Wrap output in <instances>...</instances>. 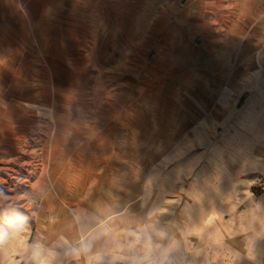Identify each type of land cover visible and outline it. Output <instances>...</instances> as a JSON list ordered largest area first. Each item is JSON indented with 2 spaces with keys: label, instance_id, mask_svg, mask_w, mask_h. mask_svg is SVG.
I'll return each instance as SVG.
<instances>
[{
  "label": "crops",
  "instance_id": "1",
  "mask_svg": "<svg viewBox=\"0 0 264 264\" xmlns=\"http://www.w3.org/2000/svg\"><path fill=\"white\" fill-rule=\"evenodd\" d=\"M21 7L19 0H0V68L11 57L9 46L18 41L11 39L13 28L29 26ZM164 17L169 23L170 9ZM141 23L149 28V20ZM168 26L149 91L158 94L161 110H152L141 123L139 68L133 63L143 43L137 19L115 35L120 59L115 55L113 70L121 80H116L114 109L105 110L100 99L98 110L83 103L77 117L55 110L46 116L42 108H57L59 101L44 105L23 95L0 99V185L9 189L0 192V205L15 213L0 243V264H170L175 235L170 212L148 206L140 212L139 205L170 204L177 188L189 189L192 196L178 195L174 202L211 196L202 179L207 175L195 168L197 157L191 154L193 140L208 137L203 130L215 111L206 109H223L227 118L221 123H229L235 93H241L237 104L249 94L245 107L258 109V121L264 117V99L255 95L264 98V0H196ZM194 32L203 37L202 45L186 39ZM170 92L191 95L172 104L166 98ZM171 108L178 111L172 115ZM142 155L150 163L141 164ZM18 160L22 169L15 166ZM28 194L40 205L32 209ZM165 219L160 228L156 220Z\"/></svg>",
  "mask_w": 264,
  "mask_h": 264
},
{
  "label": "rangeland",
  "instance_id": "2",
  "mask_svg": "<svg viewBox=\"0 0 264 264\" xmlns=\"http://www.w3.org/2000/svg\"><path fill=\"white\" fill-rule=\"evenodd\" d=\"M195 2L19 0L29 26L26 29L22 26L13 28L11 39L22 42L11 43V57L1 65L0 99L11 95L23 98V95L27 100H42L44 105L59 101L57 108H42L46 116L55 110L60 116L71 111L77 117L82 115L79 106L91 103L90 110L95 111L100 99L105 110L114 109L118 100L116 94H119L116 80H121L113 70L115 55L120 59V50H115L118 46L115 35L124 33L131 21L137 19L139 40L144 43L138 45L137 54L133 55V63L136 61L139 68L136 93L141 123L145 116L152 115V110H161L158 94L149 91L154 82L151 72L159 70L162 62L159 47L163 33L168 25L179 21L180 14L194 7ZM169 9L171 18L166 23L168 19L164 12ZM146 20H149V28H142L141 22ZM186 39H196L198 46L204 43L203 37L195 32L188 34ZM106 69L107 75L104 74ZM145 93L154 97L150 105V97H144ZM238 94L241 95L235 93L234 97L236 106L232 121L221 123L223 116L227 118L223 109L210 107L206 110L216 114L208 117L212 119L203 130V135L208 137L193 140L197 143L191 153L193 159L197 157L194 165L207 175L202 179L209 185L207 190L211 196L207 199L201 197L202 200L200 198L196 203H190L192 201L188 198L174 202L178 195L192 196L189 189L181 191L177 188L169 195L170 204L139 205L140 212L147 206L156 212H162L164 208L170 212V229L175 233L172 235L170 264H264V117L258 121V109L245 107L249 94L243 95L237 104ZM184 95L190 98L191 94L170 92L166 98L173 104ZM255 95L257 101L264 99L262 93L261 98L258 93ZM173 111L178 110L171 108L172 115ZM87 115L92 117L94 113ZM158 142L155 140L156 144ZM174 143L175 139H172L171 144ZM200 154L201 158H198ZM139 160L141 164L150 163V157L146 155L139 156ZM17 163L15 166L22 169L21 161ZM139 175L143 177L146 173L140 172ZM193 179L194 176L188 180V185ZM5 186L0 185L1 193L9 191ZM20 186L16 184L15 190ZM26 199L32 209L40 205L31 194ZM12 209L0 205V243L13 222L11 219L15 213ZM166 221L156 220L160 228Z\"/></svg>",
  "mask_w": 264,
  "mask_h": 264
},
{
  "label": "clouds",
  "instance_id": "3",
  "mask_svg": "<svg viewBox=\"0 0 264 264\" xmlns=\"http://www.w3.org/2000/svg\"><path fill=\"white\" fill-rule=\"evenodd\" d=\"M136 239H137V241H139L140 237H139V236H137V237H136ZM149 239H150V238H149Z\"/></svg>",
  "mask_w": 264,
  "mask_h": 264
}]
</instances>
